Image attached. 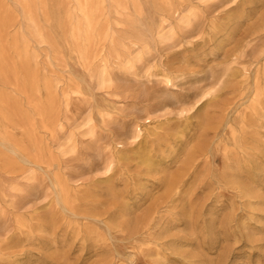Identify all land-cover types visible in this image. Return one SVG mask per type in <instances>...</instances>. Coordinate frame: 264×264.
Segmentation results:
<instances>
[{
	"label": "rangeland",
	"instance_id": "374dc122",
	"mask_svg": "<svg viewBox=\"0 0 264 264\" xmlns=\"http://www.w3.org/2000/svg\"><path fill=\"white\" fill-rule=\"evenodd\" d=\"M263 80L264 0H0V264H264Z\"/></svg>",
	"mask_w": 264,
	"mask_h": 264
},
{
	"label": "bare ground",
	"instance_id": "6f19581e",
	"mask_svg": "<svg viewBox=\"0 0 264 264\" xmlns=\"http://www.w3.org/2000/svg\"><path fill=\"white\" fill-rule=\"evenodd\" d=\"M87 23L90 26V21L88 18H87ZM232 32H233V29L228 32V37H230L232 35ZM223 44H224L223 42H220L219 46L222 47ZM29 78L31 79V75L29 76ZM262 85H264V83H261L259 85V87H261ZM233 135H234V139L236 140L237 137L235 135V132H233ZM0 139H1V145L9 148V152H11L12 154L17 155V156H20V155L23 156L19 149L11 148V146L8 144L7 137L5 135H3L2 133H0ZM23 159L26 160L25 158H23ZM143 162L149 163L151 165V161L149 160V158L147 156H143ZM240 178L241 177L237 176L235 179H233L234 181H232V182L236 185L242 186V188H243L242 190H243L245 195H250L251 189L248 187V185H244L243 183H241ZM58 190H59L58 191V200H59L61 205H64V207H66V205L68 204V201H67V197H66V193H65V188L62 186H58Z\"/></svg>",
	"mask_w": 264,
	"mask_h": 264
}]
</instances>
